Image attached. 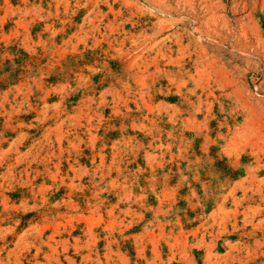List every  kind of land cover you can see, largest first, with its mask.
<instances>
[{
  "label": "rangeland",
  "instance_id": "374dc122",
  "mask_svg": "<svg viewBox=\"0 0 264 264\" xmlns=\"http://www.w3.org/2000/svg\"><path fill=\"white\" fill-rule=\"evenodd\" d=\"M87 1L0 0V264H264L260 62Z\"/></svg>",
  "mask_w": 264,
  "mask_h": 264
},
{
  "label": "bare ground",
  "instance_id": "6f19581e",
  "mask_svg": "<svg viewBox=\"0 0 264 264\" xmlns=\"http://www.w3.org/2000/svg\"><path fill=\"white\" fill-rule=\"evenodd\" d=\"M65 1V0H64ZM82 1V0H81ZM87 1V0H86ZM138 1V2H137ZM88 0L87 7H94L98 11V15L101 17H110L112 16L115 20L119 17L130 16L132 19L136 18L141 20L144 16L141 15L139 7L140 3L147 4L151 8L155 9L156 12L160 15L166 14H175L179 17L177 21H166L162 25L163 31H171L173 27L182 26L183 29L191 27L196 43L202 47L204 50L203 40H208L212 43V46L218 50H227L229 51H240V54L247 57L257 58L260 62V69L264 74V0ZM72 2V1H71ZM78 2V1H77ZM85 2V1H84ZM82 4V3H81ZM141 4V5H143ZM80 5V4H79ZM139 5V7H138ZM230 5L232 8H238L240 12V22L232 19L228 16L227 6ZM84 6V5H83ZM68 7V6H67ZM127 10H137L138 13ZM145 7V6H144ZM119 8V11L117 9ZM231 8V7H230ZM88 9V8H87ZM91 9V8H90ZM108 9V13L104 15L103 10ZM149 9V8H147ZM84 10V9H83ZM142 10V9H141ZM150 10V9H149ZM70 11V10H69ZM148 11V10H147ZM231 11V10H230ZM141 12V13H140ZM151 12V11H150ZM155 12V11H154ZM68 13V12H67ZM90 13V12H89ZM148 13V12H147ZM77 14V13H76ZM96 14V13H95ZM67 15V14H66ZM74 15V14H73ZM97 15V16H98ZM155 15V14H154ZM96 16V15H95ZM153 16V15H152ZM173 16V15H172ZM79 17V16H78ZM91 17V16H90ZM159 17V16H158ZM165 17V16H164ZM71 18V17H70ZM92 18V17H91ZM234 18V17H233ZM126 19V18H125ZM124 19V20H125ZM158 20V19H157ZM97 21V20H95ZM143 21V20H142ZM156 21V20H155ZM109 22V21H108ZM127 22V21H126ZM138 22V21H137ZM145 22V21H144ZM158 22V21H157ZM135 23V22H134ZM238 24L236 27L235 25ZM139 24V23H138ZM108 25V24H107ZM159 25V24H158ZM179 25V26H178ZM104 26V25H102ZM148 26V24H147ZM125 27V26H124ZM99 28V27H98ZM112 28V27H111ZM126 28V27H125ZM135 28V27H134ZM139 28V27H138ZM146 28V26H145ZM110 29V28H109ZM150 29V28H149ZM148 29V31H149ZM130 30V29H129ZM145 30V29H144ZM176 30V29H175ZM185 30V29H184ZM103 31V30H102ZM119 31V29H118ZM123 31V30H122ZM147 32V31H146ZM108 33V32H107ZM111 33V32H110ZM188 33V32H187ZM191 33V32H189ZM125 34V33H124ZM127 34V33H126ZM142 34V33H141ZM159 34V33H158ZM162 34V33H161ZM179 34V33H178ZM108 35V34H107ZM129 35V34H128ZM145 35V34H143ZM115 36V35H113ZM124 36V35H123ZM179 36V35H178ZM185 36V35H184ZM111 37V36H110ZM109 37V38H110ZM120 36H116L119 38ZM125 37V36H124ZM129 37V36H128ZM133 37V36H132ZM140 37V36H139ZM146 37V36H145ZM144 37V38H145ZM155 37V36H154ZM188 37V36H187ZM149 38V37H148ZM165 38V37H164ZM184 38V37H183ZM191 38V37H190ZM189 38V39H190ZM160 39V38H158ZM177 39V38H176ZM192 39V38H191ZM126 40V39H125ZM130 40V39H129ZM141 40V39H140ZM150 40V39H149ZM157 40V39H155ZM194 40V39H193ZM146 41V40H145ZM154 41V40H152ZM167 41V40H166ZM116 42V41H115ZM133 42V41H132ZM157 42V41H156ZM181 42V40H180ZM194 42V41H193ZM113 43V42H112ZM127 43V42H126ZM139 43V42H138ZM135 43V44H138ZM141 43V42H140ZM156 44V43H155ZM120 46V44H118ZM148 45V44H147ZM146 45V46H147ZM157 45V44H156ZM159 45V44H158ZM170 45V44H169ZM206 45V44H205ZM136 46V45H135ZM161 46V44H160ZM166 46V44H165ZM116 47H118L116 45ZM130 47V46H129ZM151 47V46H150ZM126 48V47H125ZM131 48V47H130ZM153 48V47H152ZM150 48V49H152ZM188 46L182 45L181 49L183 52H186ZM206 48V47H205ZM129 49V48H128ZM139 49V48H135ZM161 49V48H160ZM195 49V48H194ZM119 50V49H118ZM141 50V49H139ZM178 50V48H177ZM210 50V49H209ZM215 50V49H214ZM122 51V50H121ZM156 51V50H155ZM161 51V50H160ZM174 51V50H173ZM228 51V52H229ZM117 52V51H116ZM127 52V51H125ZM139 52V51H138ZM137 52V55H138ZM142 52V51H141ZM172 52V51H171ZM197 52V51H196ZM211 52V51H209ZM143 53V52H142ZM141 53V54H142ZM149 53V52H148ZM153 53V52H151ZM179 53V52H178ZM223 53V52H222ZM239 53V52H238ZM120 54V53H119ZM168 54V53H167ZM201 54V53H200ZM205 54V53H204ZM209 54V53H208ZM212 54V53H211ZM135 57V53L133 54ZM166 55V54H165ZM164 55V56H165ZM217 55V53H216ZM149 56V55H148ZM176 57V55H174ZM183 56V55H182ZM189 56V55H188ZM200 56V55H199ZM211 56V55H210ZM222 56V55H221ZM224 56V55H223ZM142 57V56H141ZM150 57V56H149ZM166 57V56H165ZM187 57V56H186ZM235 57V56H234ZM244 57V56H243ZM120 58V57H119ZM152 58V57H151ZM178 58V57H177ZM198 58V57H197ZM201 58V57H199ZM210 58V57H208ZM223 58V57H222ZM239 58V57H238ZM121 59V58H120ZM147 59V58H146ZM149 59V58H148ZM162 59V57H161ZM164 59V58H163ZM180 59V58H179ZM213 59V58H212ZM127 60V59H126ZM150 60V59H149ZM152 60V59H151ZM177 60V59H176ZM186 60V59H185ZM195 60V59H194ZM216 60V59H215ZM232 60V59H231ZM130 61V60H129ZM137 61V60H136ZM148 61V60H147ZM146 61V62H147ZM156 61V60H155ZM169 63L171 62L168 60ZM173 61V60H172ZM191 61V60H190ZM197 61V59H196ZM202 61V60H201ZM122 62V60H121ZM198 62V61H197ZM196 62V63H197ZM218 63L217 67H222L223 70L227 66L219 59L216 61ZM226 62V61H225ZM244 62V61H243ZM132 63V62H131ZM134 63V62H133ZM132 63V64H133ZM143 63V62H142ZM151 63V62H150ZM140 64V63H139ZM157 64V63H156ZM171 64V63H170ZM183 64V63H182ZM126 65V64H124ZM142 65V64H141ZM148 65V64H147ZM167 65V64H166ZM169 65V64H168ZM179 65V64H178ZM195 65V64H194ZM198 65V64H197ZM207 65V64H206ZM131 66V65H130ZM134 66V65H133ZM132 66V67H133ZM143 66V65H142ZM152 66V65H151ZM171 66V65H170ZM216 66V65H214ZM229 66V64H228ZM235 66V65H234ZM233 66V67H234ZM172 67V66H171ZM178 67V66H177ZM203 67V66H202ZM201 67V68H202ZM237 67V66H236ZM235 67V68H236ZM145 68V67H144ZM193 68V66H192ZM211 68V67H210ZM234 68V69H235ZM226 69H228L226 67ZM241 69V68H239ZM243 69V68H242ZM246 69V68H245ZM198 70V69H197ZM214 70V68H213ZM219 71V70H218ZM197 72V71H196ZM203 73V71H202ZM205 73V72H204ZM212 73V72H211ZM230 73V71L228 72ZM239 73V72H238ZM176 74V73H175ZM195 74V73H194ZM208 74V73H206ZM217 74V73H216ZM238 75V74H237ZM242 75V74H241ZM247 75V74H246ZM245 75V76H246ZM260 75V74H259ZM198 76V75H197ZM263 76V75H262ZM185 77V76H184ZM195 77V76H194ZM199 77V76H198ZM222 77V75H221ZM240 77V76H239ZM206 77H204L205 79ZM220 78V77H219ZM191 79H193L191 77ZM221 79V78H220ZM240 79V78H239ZM238 79V80H239ZM244 79V78H243ZM260 79V78H259ZM201 80V79H200ZM208 80V79H207ZM233 80V79H232ZM237 80V79H236ZM254 80V79H253ZM196 81V80H195ZM203 81V80H202ZM233 82V81H232ZM258 82V81H257ZM188 83V81H187ZM186 83V84H187ZM199 83V82H198ZM205 83V82H204ZM224 84V83H223ZM260 84V83H259ZM193 85V84H192ZM197 85V84H196ZM241 85V84H240ZM245 85V84H244ZM185 86V85H184ZM194 86V85H193ZM189 87V86H188ZM185 88V87H184ZM199 88V87H198ZM205 89V87H203ZM241 88V87H240ZM245 88V87H244ZM255 88V86H254ZM196 90V89H195ZM199 90V89H198ZM243 90V89H242ZM264 90V89H263ZM180 91V90H179ZM244 91V90H243ZM256 91V90H255ZM187 92V91H186ZM201 92V91H200ZM204 92V91H202ZM210 92V91H209ZM180 93V92H178ZM215 93V92H214ZM217 94V93H216ZM239 94V93H238ZM189 95V94H188ZM193 95V94H192ZM203 95V94H202ZM227 95V94H226ZM249 95V94H248ZM256 95V94H255ZM205 96V95H204ZM207 96V95H206ZM233 97V96H232ZM243 97V96H242ZM246 97L247 93H246ZM244 97V98H246ZM255 96H253L254 98ZM257 97V96H256ZM224 98V97H223ZM182 99V98H181ZM184 99V98H183ZM209 99V97H208ZM216 99V98H215ZM225 99V98H224ZM258 99V98H256ZM260 99V98H259ZM252 100V99H251ZM261 100V99H260ZM200 101V100H199ZM226 101V100H225ZM232 101V100H231ZM247 101V100H246ZM264 101V100H263ZM250 102V101H249ZM259 103V102H258ZM182 104V103H181ZM230 104V103H229ZM248 104V103H247ZM257 104V103H256ZM186 105V104H185ZM255 105V104H254ZM230 106V105H229ZM253 106V105H252ZM192 107V106H191ZM239 107V106H238ZM256 107V105H255ZM259 107V106H258ZM194 108V107H192ZM190 109V108H188ZM219 109V108H218ZM254 109V108H253ZM258 109V108H257ZM192 110V109H191ZM239 110V109H238ZM236 111V110H235ZM248 112L245 115L253 116L252 111L247 110ZM180 113V112H179ZM243 117V116H242ZM248 121V120H247ZM242 122V121H241ZM252 123L255 124L256 128L260 130V133L264 137V112L257 113L252 118ZM242 127V126H241ZM253 127V126H252ZM227 129V128H226ZM244 129V128H243ZM234 131V130H233ZM241 131V130H240ZM231 133V132H230ZM237 133V132H236ZM257 134V133H256ZM260 136V135H259ZM257 136V137H259ZM225 139V138H224ZM252 140V139H251ZM255 140V139H254ZM253 140V141H254ZM237 143V141H236ZM230 144V143H229ZM232 144V143H231ZM244 144V143H243ZM242 144V145H243ZM250 144V143H249ZM252 144V143H251ZM235 145V144H234ZM253 145V144H252ZM245 146V145H244ZM254 146V145H253ZM257 146V145H256ZM241 147V146H239ZM246 147V146H245ZM233 149V148H232ZM235 149V148H234ZM233 149V150H234ZM229 150V149H228ZM241 150V149H240ZM243 151V150H242ZM249 151V150H248ZM260 151V150H259ZM238 152V151H237ZM229 153V152H228ZM261 154V153H260ZM253 155V154H252ZM239 156V155H238ZM244 156V155H243ZM247 156V155H246ZM254 156V155H253ZM262 156V155H261ZM248 157V156H247ZM252 157V156H251ZM250 157V159H252ZM264 157V156H263ZM262 159V158H261ZM261 162V161H260ZM250 166V165H249ZM263 167V166H262ZM258 168V167H257ZM248 169V168H247ZM264 169V168H262ZM253 171V170H252ZM244 172V171H243ZM249 172V171H248ZM246 173V171H245ZM264 174V173H262ZM261 174V175H262ZM241 175V174H240ZM243 175V174H242ZM248 177V176H246ZM250 177V176H249ZM246 180V179H245ZM243 184V183H242ZM250 184V183H249ZM257 185V184H256ZM264 185V184H263ZM261 186V185H260ZM241 187V186H240ZM256 187V186H255ZM252 189V188H251ZM262 190V189H261ZM242 192V191H241ZM264 192V191H263ZM258 194V193H257ZM246 197V196H245ZM253 197V196H252ZM261 200V199H259ZM264 200V199H262ZM255 202V201H254ZM242 204V203H241ZM258 205V204H257ZM262 207V206H261ZM241 208V207H240ZM251 208V207H250ZM256 209V208H255ZM243 212V211H242ZM254 212V211H253ZM263 212V211H262ZM246 213V212H245ZM251 213V212H250ZM263 214V213H262ZM254 215V214H252ZM244 216V215H243ZM263 216V215H262ZM255 217V216H254ZM246 218V217H245ZM251 218V217H250ZM248 218V219H250ZM264 218V217H263ZM252 221V219H251ZM254 221V220H253ZM262 221V220H261ZM243 222V220H242ZM260 222V221H259ZM263 222V221H262ZM261 222V224H262ZM264 223V222H263ZM246 225V224H245ZM256 226V224H255ZM258 227V226H257ZM245 228V227H244ZM251 228V227H250ZM262 228V227H261ZM245 230V229H244ZM263 230V228H262ZM255 231V229H254ZM258 233V232H257ZM246 234V233H245ZM244 234V235H245ZM256 234V233H255ZM249 236V235H248ZM264 242V241H263ZM257 245V244H255ZM259 246V245H258ZM260 254V253H259ZM262 255V254H261ZM260 255V256H261ZM264 257V256H262ZM263 260V259H262ZM263 263V262H262Z\"/></svg>",
  "mask_w": 264,
  "mask_h": 264
}]
</instances>
